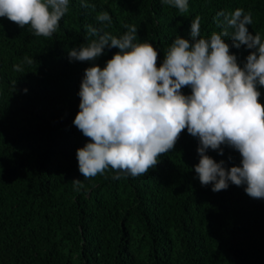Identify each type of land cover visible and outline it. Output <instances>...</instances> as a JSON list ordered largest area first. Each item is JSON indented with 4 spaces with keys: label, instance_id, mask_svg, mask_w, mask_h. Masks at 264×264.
<instances>
[{
    "label": "trees",
    "instance_id": "16d2710c",
    "mask_svg": "<svg viewBox=\"0 0 264 264\" xmlns=\"http://www.w3.org/2000/svg\"><path fill=\"white\" fill-rule=\"evenodd\" d=\"M83 2L89 7L69 0L51 37L0 17V264H264V199L231 183L219 192L202 186L194 170L199 141L186 129L147 174L82 176L76 151L88 138L73 124L80 83L87 67H104L118 50L94 62L68 55L89 39L86 25L116 36L135 25L159 64L177 35L189 38L197 16L208 37L221 30L217 14L237 8L251 13L249 32L264 39V0H188L186 13L162 0ZM105 11L110 24L96 20ZM230 50L243 66L249 51ZM258 90L264 104V87ZM222 147L223 155L207 154L238 165L239 153Z\"/></svg>",
    "mask_w": 264,
    "mask_h": 264
},
{
    "label": "clouds",
    "instance_id": "9594fccd",
    "mask_svg": "<svg viewBox=\"0 0 264 264\" xmlns=\"http://www.w3.org/2000/svg\"><path fill=\"white\" fill-rule=\"evenodd\" d=\"M162 2L180 13L189 9L188 0ZM82 7L89 5L82 0ZM68 10L69 0H0V17L20 28L30 26L38 37H51ZM96 20L110 24L111 16L105 11ZM214 21L221 30L204 37L197 16L189 38L177 35L159 64L158 50L138 41L135 25H124L127 31L119 36L85 26L89 39L69 51L70 62H94L106 49L118 50L104 67H87L80 83L73 124L88 138L76 151L85 179L108 169L116 173L113 179L147 174L186 129L199 141L194 170L202 186L211 184L219 192L231 183L245 186L253 199H264V104L258 90L264 87V39L249 32L252 16L241 8L221 11ZM241 46L249 51L243 66L230 50ZM13 69L23 71L19 64ZM185 87L190 94L183 93ZM222 146L239 153L238 165L226 167L207 154L223 155Z\"/></svg>",
    "mask_w": 264,
    "mask_h": 264
}]
</instances>
